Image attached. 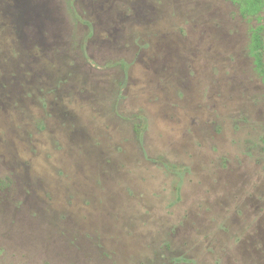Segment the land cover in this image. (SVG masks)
<instances>
[{
	"label": "rangeland",
	"instance_id": "374dc122",
	"mask_svg": "<svg viewBox=\"0 0 264 264\" xmlns=\"http://www.w3.org/2000/svg\"><path fill=\"white\" fill-rule=\"evenodd\" d=\"M264 8L0 0V264H264Z\"/></svg>",
	"mask_w": 264,
	"mask_h": 264
},
{
	"label": "trees",
	"instance_id": "16d2710c",
	"mask_svg": "<svg viewBox=\"0 0 264 264\" xmlns=\"http://www.w3.org/2000/svg\"><path fill=\"white\" fill-rule=\"evenodd\" d=\"M236 5L242 16H255L264 8V0H229ZM250 52L255 58V63L260 69H264V35L258 31H252L250 37Z\"/></svg>",
	"mask_w": 264,
	"mask_h": 264
}]
</instances>
